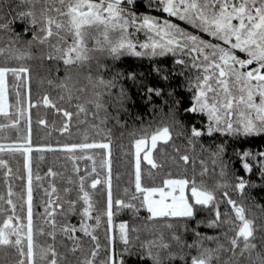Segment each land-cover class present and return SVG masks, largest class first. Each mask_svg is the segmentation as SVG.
Returning <instances> with one entry per match:
<instances>
[{
  "label": "trees",
  "instance_id": "1",
  "mask_svg": "<svg viewBox=\"0 0 264 264\" xmlns=\"http://www.w3.org/2000/svg\"><path fill=\"white\" fill-rule=\"evenodd\" d=\"M10 2L12 12H8L7 8H0V23L10 19L16 11L25 10L31 6L30 0H10ZM64 3L66 4L67 1L64 0ZM37 6H39V0ZM138 7L139 14L150 9L149 2L145 4L144 1L139 3ZM12 27L13 32L0 30V48L5 49L3 53H0V66H25L29 72L22 74L24 79H18L11 73L7 75L8 111L0 114V125L4 126L0 127V145L3 146L0 150V160L6 162L0 164V209H6L7 212L0 211V225L11 213V206L7 203L9 188L12 190L11 199L16 203L17 214L24 218L25 223L27 221L26 154L16 146L25 142L31 143L33 147L28 154L32 176L33 224L36 228L34 238L37 245L54 246L58 253L62 254L58 256L60 264H85L86 259L92 257V250L95 249L97 252L94 258L95 264H102L111 251L105 217L108 189L104 149L92 147L68 150L57 145L90 144L94 140L104 139L111 141L109 160L111 161L110 179L113 200L127 201L133 194L137 196V199L132 201L137 205L136 210L124 207L117 211L118 206L113 205V221L127 222L128 246L133 249L132 255L124 253L127 264H151V260L138 259L136 252L142 250L141 245L146 249L149 244L155 251L162 240L170 245L169 249L159 247L164 257V264H191V257L198 252L196 247L188 248L185 244L183 259L179 255L174 259H168L167 253L181 251L180 245L173 240V232L180 234L184 241L191 242L196 238L193 229L209 235L219 234L218 242L224 247L217 249L219 254L213 256L212 264H238V262L246 264L247 253L243 256H234L230 251L229 237L235 234L234 230H230V225L222 223L220 227H209L206 223L215 218L217 204L222 213V220L225 212L233 219L235 218L234 210L228 203V197L244 204L247 215L258 225L253 242L257 244V250L264 249V207L257 206L264 205V184L246 185L243 194L235 187L239 176L259 181L256 161L249 157V162L253 164V171L245 172L238 153L243 149H251L254 153L264 151V134L244 137L230 136L218 131L211 135L206 133L208 123L206 116L203 113L185 111L193 102V86L197 77L195 69L187 60H185L186 64H181L177 62L181 58L174 54L137 56L128 53L113 60L107 53L101 54L98 49L96 52H91V49L88 51V59L66 65L63 59H49V45L39 42L29 44L31 31L23 32L21 21L16 20ZM17 32L21 33L19 39H15ZM17 50L30 54L17 58ZM105 65L108 67L105 68ZM156 66L161 69L159 73L155 71ZM114 70L135 72L137 81L143 85L138 86L131 80H123L131 95V99L123 107L115 106V97L109 96L104 91V86L98 79L101 75L105 79H110ZM165 75L168 79H164ZM189 80L193 81L191 86H189ZM148 85L159 87L163 94L157 96L152 93L149 98L145 92ZM69 90L71 100H69ZM97 92H101L102 95L97 97ZM17 93H19V99ZM45 96L51 103L44 102ZM96 100H100L101 107L97 108ZM176 100L180 103L175 104ZM78 105H83L84 110H78ZM58 109L70 111L72 116H65L64 112ZM13 120L17 123L12 124ZM165 125L169 126L171 135L166 142L159 143L154 151L156 167L141 163L142 184L145 187H164L166 179L186 177L191 181L194 177L198 184H202L215 193V201L212 204L196 205L194 218L154 217L149 219L146 208L139 207L143 202V194L136 193L135 189L133 146L136 139L148 137L155 129ZM193 126L203 130L200 137H192ZM65 128V131H61ZM221 143L225 144L224 154L214 156L213 152ZM48 144L53 147H36V145ZM185 154L189 157L187 161L182 159ZM73 156L76 159H73ZM214 160L215 163H213ZM94 164L96 172L92 171ZM222 164L227 165L223 175L221 174ZM80 176H85V190L91 194L94 208L101 215L98 233H95L101 245L98 249H96L97 241L85 235L79 227L74 234L76 239H70L59 230L64 223L77 226L80 224L79 209L83 206V200L79 198ZM97 177L100 183L94 189L88 188V182ZM218 181H226V183L219 184ZM53 185H55V191H53ZM186 187L187 197L191 198L190 185ZM65 189L69 191L66 192ZM225 192L228 196L224 195ZM50 198L53 204L58 202L63 205V208L55 209L52 204L48 205V211L53 215L47 218H55L57 222L55 239L48 235L52 226L45 222L47 215L45 204H48ZM70 199L78 201L77 211L62 214L66 212L67 201ZM197 220H203L205 223L197 225ZM13 222H16L15 219ZM185 223L187 231H185ZM41 227L44 228L43 233L39 231ZM226 231L227 235L224 234ZM240 243L242 244L243 241L240 240ZM74 244H78L79 248L72 251ZM204 244L217 248V240H204ZM123 247V242L114 243L117 259ZM239 250V248L236 249L237 253ZM17 260L18 254L15 248L0 245V264H15Z\"/></svg>",
  "mask_w": 264,
  "mask_h": 264
},
{
  "label": "snow or ice",
  "instance_id": "2",
  "mask_svg": "<svg viewBox=\"0 0 264 264\" xmlns=\"http://www.w3.org/2000/svg\"><path fill=\"white\" fill-rule=\"evenodd\" d=\"M31 6L25 10L16 11L10 19H6L0 23V30L5 32H13V23L16 20L23 24V32L31 31V40L29 44L39 42L40 44L49 45L48 57L63 59L66 65L73 63L75 60L88 59V47L86 43V28L85 25H103L104 26V42L97 43L94 47L101 50H106L108 56L116 60L125 51L132 52L137 56H156L163 55L164 52L171 51L173 53L180 51L187 55L196 53L193 57L192 65L197 69L203 71L202 75H197L195 78L194 95L192 103L185 111L207 113L208 125L207 132L209 135L214 132H220L230 136H252L254 134H264V0H158L157 3H152L149 0V6L161 9L164 13L171 17H178L181 21H186L193 29H198L203 33H207L214 38L216 43L212 40L206 39L197 31H189L187 28L181 27L180 24L174 23L173 20L165 18L160 22V18L150 14H143L141 16L133 9L135 0H68L65 4L64 0H30ZM0 8H7L8 12H12V5L10 0H0ZM133 27L137 31L142 29L148 30L149 34L155 33V37L150 35L149 40L140 42V48L145 51H140L136 48V41L131 38L129 28ZM63 32L72 34V41L68 46L62 47L60 42L53 43L52 38L61 37ZM111 31H118L119 36L113 40L110 37ZM158 37V39H157ZM21 38V33L15 34V39ZM66 39V37H65ZM150 49V51H147ZM211 49V51H209ZM159 50V51H158ZM5 51L0 48V53ZM75 53V55H70ZM30 53L16 51L17 58L27 56ZM201 54H203L201 56ZM202 62H197L201 61ZM181 64H186L187 61L179 59L177 61ZM105 68L108 66L105 65ZM155 71L158 73L161 69L156 66ZM29 69L25 66L7 67L0 66V112L6 111L7 108V75L11 73L18 79H24L22 74L28 73ZM219 73L216 75V73ZM229 77L239 85L240 95L238 97L232 94L229 87ZM99 83L104 86V91L109 96L115 97L114 104L117 107H123L130 99L131 95L123 83L124 79L131 80L138 86H143L137 81V74L135 72H125L123 70H114L110 79H105L104 76H99ZM164 79H168L165 75ZM216 84L213 85L212 81ZM193 84L189 80V86ZM217 88L223 90V99L220 98ZM145 92L151 98V94L155 93L161 96L162 89L148 85ZM213 93L210 99L208 93ZM101 92H97L96 96H101ZM19 99V93H17ZM258 97V99H257ZM71 92L69 90V100H71ZM44 102L51 103L47 96ZM97 108L101 107L100 100L95 101ZM180 101L176 100L175 104ZM240 110L236 113L240 119L233 121L230 117L233 115V106ZM242 105V107H241ZM78 110L83 111L84 106L78 105ZM171 110V109H170ZM22 111V109L20 110ZM63 111L65 116H72L70 111L58 109ZM223 113V116L221 115ZM17 121L13 120L12 124ZM43 123V121H41ZM0 127H4L0 125ZM61 129V131H65ZM201 128L193 126L191 133L193 138H198L202 135ZM171 135L169 126L165 125L159 128L151 135V148H146L143 159L147 160L148 164L156 167V161L151 155L152 148L156 147L157 140H167ZM109 140H94L92 143H66L57 145L68 150L73 149H87L92 147H100L109 149ZM147 144V137L135 140L136 160H135V189L136 193L143 194V202L139 207H146L150 216L154 217H183L194 218L196 214V205L207 206L215 201V193L213 190L198 184L193 177L191 181L185 178L166 179L164 184L168 186L166 191L163 187H145L142 184L141 175V150ZM16 147L23 150L25 154L31 152L33 145L25 142L18 144ZM37 148H52L53 145H36ZM3 146L0 145V150ZM225 151V144L217 145L214 156H222ZM241 157V164L245 172L251 173L253 171V164L249 162L251 157L256 161L258 166L259 181L245 179L243 176L238 177V183L235 187L244 193L246 185L255 186L257 183L264 184V151L253 152L251 149H243L238 153ZM91 158V157H90ZM73 159H76L73 156ZM183 160L189 159L185 154ZM216 161L214 160L213 163ZM6 162L0 160V164ZM105 163L109 166V178L107 180V208L106 213L108 217L109 232L112 228L113 205L120 208L129 207L134 210L137 205L133 203L137 199L136 194H133L126 201L124 199L113 200L111 190V161L107 160ZM203 163V161L201 162ZM103 166V165H102ZM25 167L29 168L28 189H27V221L17 214L16 203L11 199L12 190L9 188V199L7 203L11 206V213L3 220L0 225V245L15 248L18 254V260L15 264H60L57 249L52 246H38L35 241L36 228L33 224V207H32V176L29 166V157L25 156ZM227 165L222 164L221 174H224V169ZM206 170V169H205ZM93 172H96L95 164L93 165ZM80 199L83 200V206L79 209L82 213L80 224L74 225L64 223L60 226V231L69 236L70 239H76L75 233L77 228L85 235H90L92 240L97 241L96 249L101 245L98 238L92 231L101 222V215L97 214L93 217L94 204L91 194L85 190V176H80ZM100 183L99 177L91 179L93 188ZM219 184H224L226 181H218ZM190 185L191 198L185 196V187ZM176 189L179 190L178 194ZM55 191V185H53ZM69 191V189H65ZM127 191V189H126ZM159 193V199H154L152 194ZM225 196L228 193L225 192ZM170 198V199H169ZM23 199V197L21 198ZM194 201V203H193ZM228 203L232 206L235 212L233 219L227 212L224 213L222 220V213L217 204L215 209V218L208 220L206 223L209 227H220L222 223H228L230 230H234L235 234L229 237L231 243L230 251L234 256H243L247 253L246 264H264V249L257 250V244L254 243L256 236V228L258 225L255 221L247 215L246 208L243 203L228 197ZM52 204L53 209L63 208L60 203L53 204L50 198L48 204H45V222L52 226V230L48 232L49 236L55 239L57 230V222L52 217V212L48 211V205ZM68 208L62 214L72 213L77 211V200H68ZM264 207V205H257ZM23 208V205H21ZM0 211L7 212L6 209ZM94 218L96 224H89L88 219ZM15 219L16 222H13ZM205 221L197 220V225L203 224ZM169 222V227H171ZM120 240L124 247L121 249V254L117 259L115 248L107 255V258L102 261V264H127L124 253L128 255L133 254V249L128 246L129 235L127 229V222L122 221L119 224ZM41 233L44 228H39ZM185 231H187V224L185 223ZM195 233V239L191 242H186L181 235L173 232L172 237L175 242L180 245V252L168 251L167 258L174 259L177 255L181 259L183 256V246L187 244L188 248L196 247L198 252L191 257V264H212L213 256L218 255L219 248L224 245L218 242L219 234L209 235L201 233L196 229L192 230ZM227 235V231L224 233ZM243 243H240V240ZM110 243L114 244V235H109ZM204 240H217V248H211L204 244ZM141 251L136 252L138 259L141 261L148 259L151 264H164V257H162L159 247L169 249L168 242L161 241V244L155 251L151 244L145 249L143 245L140 246ZM79 248L78 244H74L72 251ZM239 248V253L236 249ZM97 252L92 250V257L86 259L85 264H95V257ZM239 264V262H238Z\"/></svg>",
  "mask_w": 264,
  "mask_h": 264
},
{
  "label": "rangeland",
  "instance_id": "3",
  "mask_svg": "<svg viewBox=\"0 0 264 264\" xmlns=\"http://www.w3.org/2000/svg\"><path fill=\"white\" fill-rule=\"evenodd\" d=\"M67 2H68V0H66ZM141 1V0H140ZM142 1H144V3L146 4L147 2H146V0H142ZM153 1V3H157L158 2V0H152ZM142 3V2H141ZM143 6H144V4H143ZM150 9H148L147 10V12H145L146 10H144V11H142L141 13H140V15L141 16H143V14H145V13H147V14H150V15H152V16H156V17H159L160 18V22L162 23L163 22V19H165V18H168V19H171V20H173V22L174 23H178V24H180L181 25V27H184V28H187L189 31H197L199 34H201V35H203L206 39H209V40H212L214 43H216V42H218V41H216L214 38H212L210 35H208L207 33H203V32H201L200 30H198V29H193V27L191 26V25H189L186 21H181V20H179V18L178 17H171V16H169V14H167V13H164L161 9H158V8H155V7H149ZM85 28H86V36H85V39H86V43H87V47H88V51H91V49H92V51L91 52H93V51H95L96 52V49H98V50H100V53L102 54V52L103 53H106V50H101V49H99V48H97V47H94V45L97 43V41H99L100 43H103L104 42V36H103V32H104V26L103 25H97V24H93V25H85L84 26ZM129 32H130V34H131V38L134 40V41H136V48L138 49V50H140V51H145L144 49H141L140 48V42H143V41H145V40H149V42H150V35L152 36V37H155V33H151V34H149V32H148V30H146V29H142V30H140V31H137L135 28H133V27H130L129 28ZM118 36H119V32L118 31H111L110 30V37L113 39V40H115V39H117L118 38ZM65 37H66V39H65ZM72 34H70V33H66V32H63V30H62V36L61 37H53L52 38V42L53 43H56V42H60V44H61V46L62 47H64V46H68L70 43H71V41H72ZM157 39H158V37H157ZM147 51H150V49H148ZM159 51V50H158ZM209 51H211V49H209ZM124 53H128V54H133L132 52H129V51H125ZM123 53V54H124ZM166 54H174V55H177L179 58H181V59H183V60H187L188 62H189V64H191L192 65V60H193V57H195L196 56V53H192L190 56L189 55H187V54H185V52H180V51H177V52H175V53H173V52H171V51H167V52H164V54L163 55H166ZM70 55H75V53H70ZM135 55V54H134ZM203 54H201V56H202ZM156 56H162V55H156ZM76 61H78V60H75V61H73V63H75ZM197 62H202V60L201 61H197ZM73 63H71V64H73ZM69 65V64H68ZM193 66V65H192ZM194 69H195V71H196V75H202L203 74V71L201 70V69H197V68H195V67H193ZM219 73L217 72L216 73V75H218ZM229 80L231 81L230 82V84H229V87H230V89H231V91H232V94L234 95V96H236V97H238L239 95H240V88H239V85L238 84H235V82L232 80V78L231 77H229ZM212 83H213V85L215 86V84H216V82H215V80L213 79V81H212ZM194 88H195V84H194V86H193ZM217 92L219 93V95H220V98L221 99H223V95H224V93H223V90L222 89H220V88H217ZM208 95H209V98L211 99L212 97H213V93H211V92H209L208 93ZM257 99H258V97H257ZM241 107H242V105H241ZM240 109L239 108H237L235 105L233 106V115L230 117V119L231 120H233L234 122L235 121H238L239 119H240V117L236 114L238 111H239ZM8 111V98H7V108H6V111H4V112H0V114H4V113H6ZM198 113H200V112H198ZM205 116H206V118H207V121H208V117H207V113H203ZM221 115L223 116V113H221ZM208 123H209V121H208ZM208 123H207V125H208ZM159 128H157V129H155L152 133H154L155 131H157ZM152 133L147 137V144L145 145V146H143L142 147V150H141V163H148L147 162V160H145V159H143V156H144V152H145V150H146V148H151L152 146H151V135H152ZM206 133H208L207 132V126H206ZM168 140V139H167ZM167 140H157V143H156V147H157V145L159 144V143H163V142H166ZM156 147H154V148H152V151H151V155L153 156V154H154V151H155V149H156ZM133 149H134V163H135V160H136V149H135V143H134V146H133ZM109 149H104V159H105V161H107V160H109ZM28 157H29V154H26ZM154 158V157H153ZM105 161H104V163H105ZM105 165V168H106V171H107V178H106V187H107V189H108V184H107V180H108V178H109V175H108V172H109V166L105 163L104 164ZM26 170H27V173H28V176H29V168L28 167H26ZM88 188L90 187V189H94L93 187H92V185H91V181L90 182H88ZM166 191L168 190V186L167 185H165L164 184V187H163ZM26 189H28V181H27V188ZM186 189H187V187H185V196L187 197V192H186ZM237 191H239L238 189H237ZM176 192H177V194H178V192H179V190L178 189H176ZM159 193H154V194H152V196H153V198L154 199H159ZM190 195H191V190H190ZM170 199V198H169ZM26 202H27V197H26ZM146 208V207H145ZM147 210V209H146ZM94 211H96V213L97 214H99L98 212H97V210L94 208V210H93V217H95L96 216V213H94ZM147 213H148V211H147ZM235 213V212H234ZM79 215H80V217H79V219L81 220V215H82V213L79 211ZM148 216H150V214L148 213ZM105 217H106V220H107V225H108V217H107V213H106V215H105ZM89 224H96V221H95V219L94 218H92V219H88V221H87ZM121 222H114L113 221V219H112V228H111V232H109V225H108V236L109 235H114V243L116 242V241H120V242H122L121 240H120V229H119V224H120ZM100 226V224L97 226V227H95L94 229H92V231L94 232V233H98V231H97V228ZM88 236H90V235H88ZM241 240H242V238H241ZM243 241V240H242ZM109 243H110V241H109ZM111 244V250H112V248L114 247V244H112V243H110Z\"/></svg>",
  "mask_w": 264,
  "mask_h": 264
},
{
  "label": "flooded vegetation",
  "instance_id": "4",
  "mask_svg": "<svg viewBox=\"0 0 264 264\" xmlns=\"http://www.w3.org/2000/svg\"><path fill=\"white\" fill-rule=\"evenodd\" d=\"M147 2H149V0H146ZM141 2H143L142 0L140 1V0H135V4H134V6H133V9L135 10V11H139L140 9H139V7H138V5H139V3H141ZM153 2V1H152Z\"/></svg>",
  "mask_w": 264,
  "mask_h": 264
}]
</instances>
